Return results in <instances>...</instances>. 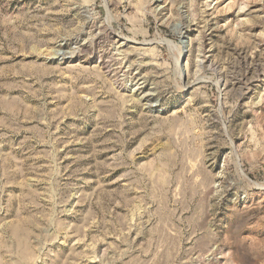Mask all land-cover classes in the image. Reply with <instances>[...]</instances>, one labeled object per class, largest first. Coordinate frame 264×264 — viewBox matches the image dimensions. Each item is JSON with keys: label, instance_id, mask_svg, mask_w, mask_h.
I'll return each instance as SVG.
<instances>
[{"label": "rangeland", "instance_id": "374dc122", "mask_svg": "<svg viewBox=\"0 0 264 264\" xmlns=\"http://www.w3.org/2000/svg\"><path fill=\"white\" fill-rule=\"evenodd\" d=\"M0 264H264V0H0Z\"/></svg>", "mask_w": 264, "mask_h": 264}]
</instances>
